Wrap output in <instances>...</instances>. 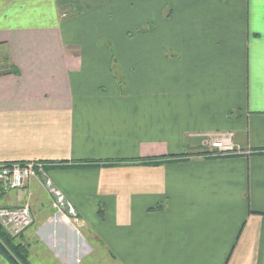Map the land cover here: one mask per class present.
<instances>
[{
  "label": "crops",
  "instance_id": "crops-1",
  "mask_svg": "<svg viewBox=\"0 0 264 264\" xmlns=\"http://www.w3.org/2000/svg\"><path fill=\"white\" fill-rule=\"evenodd\" d=\"M112 1V26L96 0L66 26L0 24L17 71L0 75V161L45 162L103 263L264 264V0H151L146 32ZM225 133L239 153L210 156ZM2 201L53 211L37 180Z\"/></svg>",
  "mask_w": 264,
  "mask_h": 264
},
{
  "label": "rangeland",
  "instance_id": "rangeland-1",
  "mask_svg": "<svg viewBox=\"0 0 264 264\" xmlns=\"http://www.w3.org/2000/svg\"><path fill=\"white\" fill-rule=\"evenodd\" d=\"M70 1H74V3ZM76 1L77 0H0V24L5 20L7 21V19L10 20L12 16L11 14H13L15 20L20 24H47L48 20H52V23H55L58 26H66L68 24L76 22L74 20L78 19V2ZM81 1L85 2V0ZM138 1L140 0H128L127 2L129 4V8H131L132 10L136 6L141 8L143 13V23L141 27L143 28V32H146V29L150 27V24L152 22V19L150 17L151 0H142L141 2ZM113 4L114 1L112 0H105V3L103 4L100 0H96V3H94L96 13L89 16H95V18H99V22H104L105 17V21L109 22V24H111L112 26L119 19V16L113 10ZM108 6L110 7V10L107 9L108 13L106 14V16H104L102 10L104 7L108 8ZM84 17H87V15H85ZM127 32H129V29L122 31V34ZM117 36L115 35V32L108 33L107 35H104L102 33H98V35L96 34L95 38L98 42L99 49L105 51V53H115L116 47L108 46L106 45V42H108V44L111 43L112 39L117 38ZM5 44V41H0V46L2 47H0V60H3L4 56L8 55V53L10 55L9 46H2H5ZM2 198L3 196L0 197V207L6 206L2 205ZM36 201L39 206L38 210L44 208L42 197H37ZM25 202L28 201H20L19 204L15 205L24 204ZM10 206H13V204ZM72 223H75V226L73 225L75 227L74 232H77L80 235L81 230L85 227L84 219L81 218L78 223L74 222L73 220H71L70 223H67L63 221L61 219V216L57 214L53 209L52 213L49 212V214H47V216H45L44 218H41L39 216L34 217V215H32L31 225L19 232H11L7 230L1 224V222L0 225L13 237H18V239L20 240L22 237H24V242H26L25 240L29 238V241L32 243H37V241H40L42 243L36 244L32 248V253L30 251V257L33 261V264H54L48 259L51 253L52 256L54 254L58 256V260L56 259V261L59 264H61L62 262L63 264H75L77 261L75 262L72 257L69 256L70 246L71 248L77 249L79 251L80 254H77L76 257L80 258L78 260L79 264H104L105 262L103 263L102 256L96 254L97 251H95L93 254L90 253V255L88 256L87 253H84V251L81 250V248H84V246L81 245V241L79 239L78 241H75L77 237L74 236L72 234L73 231L70 230L72 229L70 226ZM91 256H94L95 258L88 260L89 257L92 258ZM112 264L114 263L112 262Z\"/></svg>",
  "mask_w": 264,
  "mask_h": 264
},
{
  "label": "built area",
  "instance_id": "built-area-1",
  "mask_svg": "<svg viewBox=\"0 0 264 264\" xmlns=\"http://www.w3.org/2000/svg\"><path fill=\"white\" fill-rule=\"evenodd\" d=\"M210 156H225L239 153L233 141L232 133L217 136L210 143ZM32 180H37L51 198L52 208L65 222L80 221L77 210L71 205L64 193L52 180L47 164L41 161H0V197L9 192L23 189ZM72 217V218H71ZM0 222L11 232H19L32 223L29 202L13 206L0 207Z\"/></svg>",
  "mask_w": 264,
  "mask_h": 264
},
{
  "label": "trees",
  "instance_id": "trees-1",
  "mask_svg": "<svg viewBox=\"0 0 264 264\" xmlns=\"http://www.w3.org/2000/svg\"><path fill=\"white\" fill-rule=\"evenodd\" d=\"M1 47V46H0ZM2 48V47H1ZM7 62L10 63V55L4 56L3 60H0V75L14 72L16 69L10 65V69H6ZM8 63V64H9ZM182 156H177L174 160L183 159ZM101 213V210H99ZM0 253L9 261L10 264H33L30 260V245L24 242V238L21 240L18 237H13L0 225Z\"/></svg>",
  "mask_w": 264,
  "mask_h": 264
}]
</instances>
